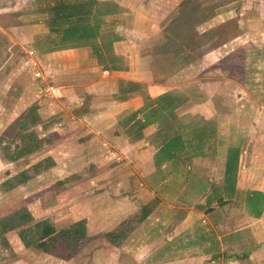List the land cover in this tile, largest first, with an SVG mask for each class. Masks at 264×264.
Listing matches in <instances>:
<instances>
[{
	"label": "crops",
	"instance_id": "crops-1",
	"mask_svg": "<svg viewBox=\"0 0 264 264\" xmlns=\"http://www.w3.org/2000/svg\"><path fill=\"white\" fill-rule=\"evenodd\" d=\"M6 1L14 3V0ZM97 1L114 8L113 13L103 17L104 24L97 40L101 45L100 52L105 57H114L115 65L120 68L113 69L110 63L95 64L97 56L89 47L50 51L51 46L46 41L54 35L49 33L45 18L37 12L41 9L37 8L25 13L35 14L33 19L20 18L23 37L17 40L21 41L22 49L33 53L39 71L35 70L29 76L26 72L21 88L13 87L17 92L7 93L13 106H17L15 101H19L26 88L34 91L43 87L44 99L55 100L60 105L56 113L59 128L53 136L54 140L62 141L54 152H66L83 145L82 149H77L80 153L77 159L85 162V166H76L78 161L72 160L70 170L56 178L60 182L65 179L72 182L80 171L86 172L85 184L96 191L87 194V197L90 195L89 202L95 200L90 204L94 211L85 217L88 237H92L93 230L96 234L111 232L122 221L137 214L135 201H138L141 206H150L149 215L165 212L177 225L193 221L194 216L203 217V222L217 231V248L222 256L231 250L232 255L237 251L240 254L241 246L234 247L244 236L247 243L242 244V248L247 253L231 256L228 262H222L221 256L222 263L264 264V128L255 132L252 124L256 121L252 115L245 139L237 140V127L230 124L233 117L225 116L222 111L225 104L221 103L216 82L211 86L197 82V96H193L189 90L193 83L181 81V73L165 77L163 81L154 76L151 42L161 38V33L180 12L179 5L184 0ZM232 2L236 5L229 6ZM59 3L62 2L56 4ZM56 4L47 3L45 8ZM229 5L217 10L202 24L210 29L229 22L235 27V34L222 47L202 53L188 64L186 70L183 69V74L191 71L192 78H200L217 61L237 52L244 57L246 74L264 68V0H231ZM36 72H40L41 80L33 79ZM209 79L216 81L214 76ZM44 80L46 86L42 84ZM50 87L54 92H47ZM172 90H182L183 97L175 108L162 115L165 122L161 124L155 120L145 124V112L141 111L145 96L153 100L164 93H173ZM42 95L36 93L38 98ZM156 106L154 104L152 108L157 109ZM5 113L0 112V137L7 136L8 128L20 118L13 120L7 111ZM158 116L155 113L149 118L157 119ZM11 119L12 123L8 124ZM262 122L259 119L257 123ZM175 138L176 143L164 147V140L169 142ZM236 152V180L227 184L226 163L230 154ZM57 159H53L52 168L58 166ZM62 169L60 166L59 171ZM10 171L0 158V175L5 176L0 179V184L23 170L13 174ZM65 193L69 198L76 196L70 189ZM196 208H203V211L199 213ZM177 212L187 213V216L175 219ZM103 217H118L117 223L109 225ZM90 226H93L92 230ZM156 244L151 243L149 249ZM182 246L187 247L186 244ZM108 253L93 259H97V264L125 263L119 252V257ZM140 259L135 261L140 264ZM175 261L174 264H190V259Z\"/></svg>",
	"mask_w": 264,
	"mask_h": 264
},
{
	"label": "rangeland",
	"instance_id": "rangeland-1",
	"mask_svg": "<svg viewBox=\"0 0 264 264\" xmlns=\"http://www.w3.org/2000/svg\"><path fill=\"white\" fill-rule=\"evenodd\" d=\"M70 1L71 0H25L24 3H20L18 0H14L13 3L0 0V105L2 104L0 106L2 111L0 112L1 114H6L5 111H7L8 116L10 115L13 120H16L34 106L38 115L37 122L32 123L29 121L27 122L28 125L22 126V128L14 122L9 127L10 129L8 128L9 130L7 132L9 134L5 136L9 144H7L5 140L0 142V158L4 165L11 170L10 173L13 174L23 170L28 172L27 176L29 177L25 183L17 185L14 188H9L7 184L1 185L3 182L0 184V219L14 215L21 210H27L32 215V223L48 221L57 229H62L77 221L84 220L86 223L85 217L89 215L91 211H94V208H91L90 204L95 202V200L89 202L88 199L90 195L87 197V194H95L96 191L92 190L89 187L90 185L87 186L85 184V171H80L77 178L71 179L72 182H69L68 179L63 180L62 187L56 185V183L58 184L59 182L56 177H58V175L62 176L70 170V162L75 160L77 163V158L78 156L80 157V153L77 149H82L83 146L79 144L75 146L77 148L73 147L66 152L65 150L61 153L59 151L56 153L54 152L55 149H57L58 143L62 141L54 140L53 136L57 128H59L57 126L59 120H57L56 113L59 111L60 105L55 100L44 99L43 93L41 94V90H44L43 87L34 91L27 90L26 88L24 93L19 97V101H15V103L17 102V106H13V100L11 97L10 100L7 94L10 91L16 93L17 91H15L14 88H21V83L22 85L24 84L22 81L23 78H25L26 72H28L29 76L33 71H39L36 66V58L32 55L33 53L22 49L19 45L21 41L17 40L23 37H21V28L19 27V23L21 22L20 18H23V20H27L28 17L29 20L33 19L35 14L28 15L25 13L33 12L37 8L44 9L47 3L50 4L53 2L56 4L58 2L67 3ZM230 1L231 0H201V6H198L193 12L189 10L178 12L176 24H180V33L187 48H192V50L195 48L196 53L200 51L203 53L209 52L214 48L217 49L218 47H222L225 42L228 41L229 37L235 34V29L229 22L210 29L205 28L202 23L196 26L201 18L211 12L209 6L212 5V3H217V5L218 3H222L219 7L216 6L217 9L215 11H219L224 6L229 5ZM235 5L236 3L232 2V5L229 6ZM190 28L192 29L191 32L188 31ZM169 29L170 26H168V31L166 33H161L160 39L151 42L153 46L151 50H153L154 53L153 68H155V78L162 79L175 75L176 73H181V81H191L193 83H190L189 89L191 90L190 94L193 96H197V92L195 91L197 90V82H204L208 86L216 82L215 88L220 98H222L221 103L225 104L222 111L225 113V116L228 115L233 117V121L230 124H232V127H237L235 128V131H238L237 140L245 139V133L248 131L250 124H252V115H254V121H256V123L252 124L255 132L259 130V128L260 130L263 129L264 68L258 69V72L246 74L244 71V57L241 55V52H237L231 57H225L217 61L215 66H212L209 71L206 70L203 75H201L202 80L201 77L192 78L191 71L188 72V74L182 73L183 69L186 67L188 68V65L178 70L173 69L174 72H172L171 66L168 67L167 65H169L168 63L171 61L173 55L168 57L166 54L175 52L180 46L174 47L173 43L169 45L162 44V41H165V37L169 34ZM25 32L26 31H24V33ZM223 32L225 35L221 36ZM97 63H99V60L95 62V64ZM260 64L261 63L258 62V65ZM203 65L204 64H202V66ZM28 66H30V68ZM254 66H256V64ZM213 69H216V71H212ZM195 74L196 72H194V75ZM189 75H191V77ZM213 76L216 78V81L209 79ZM42 84L46 86V80H44ZM184 84L186 85V83ZM9 87L11 88L9 89ZM181 88H183V86ZM172 91L177 96L178 100L182 99L183 95L180 93H183L182 90H178L179 92L176 90ZM35 92H38V95L42 96L38 98ZM252 98L255 99L252 100ZM163 106L165 107V104L161 105L159 112H156V114L159 115L156 121L161 124L166 120L162 115L167 113V110L162 108ZM40 112L41 116L39 115ZM4 117L5 116L2 118ZM12 119L7 123L11 124L13 121ZM259 119L263 121L260 124L257 123ZM228 122L229 121H227V123ZM21 131L25 136L28 134V137L20 138L17 132L21 133ZM43 133H45V135L42 136ZM39 134L41 136L38 137ZM76 150L78 152H76ZM54 158H58L59 164L56 168H52ZM78 164L83 167L85 166V162L80 159L76 166ZM60 166L63 168V171H59ZM114 166H116V164H114ZM2 177L5 178V176L1 174L0 179ZM111 180H113V178ZM102 186L103 185H101V187ZM69 189L71 192L75 193L76 196L69 198L68 194L65 193ZM135 202L137 208L136 212L139 213L144 205L141 206L138 201ZM96 204L100 206V203ZM196 209L199 210V213L203 211V208ZM95 213L98 212L96 211ZM205 214L207 215L208 213L205 212ZM177 215L175 219L180 220L184 219L187 213L182 215L181 212H177ZM103 218L109 225L117 223L116 221L118 219V217ZM108 218H110V220H108ZM202 218L203 217L200 216H194L193 221L186 222L184 225H177L172 222L173 218L165 212L163 214L155 213L149 215L143 222L135 227L122 246L118 247L120 249L119 251H117V249H111L112 247H110L108 241L103 236L105 231L96 234V231L93 230L91 231L92 244L90 242L68 261L56 259L35 248H25L18 236L20 228L8 232L5 235L8 246L0 241V264H97V259L94 260L93 257H100L103 253L108 251L110 255L116 254L115 256L118 255L119 257L120 254V257L125 260L124 264H138L137 261H135L138 257L142 259H140V264H174L173 262L175 260L182 261L189 259L190 264H195V262H198V264H227L222 262H228L232 257H237L238 255L236 254H239L238 251L234 252V255H232V250L226 252L223 256L218 253L217 245L219 237L217 231L211 228L206 221L203 222ZM99 219L101 220L102 217L100 216ZM32 223H30V225H32ZM99 227V229H101V226ZM89 228L92 230L93 226ZM244 239L245 237L243 236V238L237 241L239 245L235 244L234 247L236 249L241 246L239 255L247 253V250L242 248V244L245 242L247 243ZM151 243L157 244L150 250L149 245ZM183 244H186L187 247H183ZM221 256L222 262L219 259ZM203 261L205 262L203 263Z\"/></svg>",
	"mask_w": 264,
	"mask_h": 264
},
{
	"label": "trees",
	"instance_id": "trees-1",
	"mask_svg": "<svg viewBox=\"0 0 264 264\" xmlns=\"http://www.w3.org/2000/svg\"><path fill=\"white\" fill-rule=\"evenodd\" d=\"M200 4L201 0H184L179 5V11L189 10L193 12L198 6H201ZM219 5H222V3H218V5L217 3H212V5L209 6V8H211V12L207 13L203 18H201L200 22L197 23L196 26L212 18ZM37 12L43 15L49 33L54 35L53 38H50L46 41V44L51 46L50 51L90 47L92 52L97 56L100 64L110 63L112 64L113 69L120 68L119 65V67L115 65L117 61L114 57H105L102 52H100L101 45H99L97 40L102 25L104 24L103 17L114 12V8L111 7V5L99 3L97 0L77 1L73 4L59 3L54 6H49L47 8L38 10ZM176 19L177 17L174 19L175 21L173 20L169 25H167L164 33L168 31V26H170V31L165 37V41H162V44L164 45L173 43L174 47L180 46L177 50H175V52L166 54L168 57L173 55L171 61L168 63L169 65H167L168 67L171 66L172 72H174L173 69L178 70L181 67L192 63L203 53L201 51L196 53L195 48H193L194 50H192V48H187L180 33V24H176ZM233 28L235 29L234 26ZM188 31L191 32L192 29L190 28ZM223 35H225L224 32L221 36ZM163 79L164 78L161 80L163 81ZM177 103L178 98L172 92L164 93L157 99L153 100L150 97L145 96V104L141 110L143 113L145 112V124L156 120V118L150 119L149 116L159 112L161 105L165 104V107L163 106L162 108H165L167 111H169V109L175 108V104ZM154 104L157 105L156 107H158V109L152 108ZM37 120L38 115L36 113V108L33 106L28 109L27 113H24L15 122L22 128V126L24 127L25 125H28L27 122L30 121L35 123ZM164 122L165 121L162 123ZM7 134L9 133L7 132ZM17 135H20V138L28 137V134L25 136L22 131L21 133L17 132ZM4 137H0V142L5 140L6 143L9 144V141L6 140L7 137ZM164 139H166V137ZM176 142V138L170 140L169 142L164 140V147L168 143L171 145L172 143ZM237 157V152L231 153L227 160L225 169V182L227 184L229 181L235 182L236 180ZM27 173L28 172L22 171L7 179L1 185L7 184L9 188H14L17 185L25 183L29 179ZM56 185L62 186L63 183L59 181L58 184L56 183ZM150 210L151 208L149 205H144L139 213L122 221L113 231L103 234L104 238L111 246L117 248L120 247L127 237L133 232L135 227H137L148 217ZM32 222V215L27 210H21L14 215L1 218L0 241L4 245L8 246L5 235L8 232L21 228L18 232V236L25 248H35L42 253L62 261L71 260L81 251V249L91 242V238H89L87 235L86 223L84 220L77 221L62 229H57L48 221H40L36 223ZM30 223H32V225H30Z\"/></svg>",
	"mask_w": 264,
	"mask_h": 264
},
{
	"label": "built area",
	"instance_id": "built-area-1",
	"mask_svg": "<svg viewBox=\"0 0 264 264\" xmlns=\"http://www.w3.org/2000/svg\"><path fill=\"white\" fill-rule=\"evenodd\" d=\"M33 79H36V80H41L42 79V76H41V74H40V72H36V73H34V75H33ZM47 92H54L53 91V88L52 87H50V88H48L47 89Z\"/></svg>",
	"mask_w": 264,
	"mask_h": 264
}]
</instances>
